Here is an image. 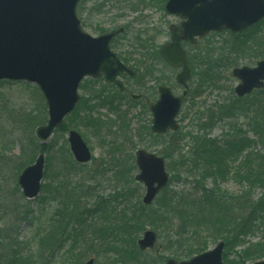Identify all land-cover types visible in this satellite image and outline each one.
I'll return each instance as SVG.
<instances>
[{
	"label": "rangeland",
	"instance_id": "374dc122",
	"mask_svg": "<svg viewBox=\"0 0 264 264\" xmlns=\"http://www.w3.org/2000/svg\"><path fill=\"white\" fill-rule=\"evenodd\" d=\"M166 1L82 0L77 10L84 29L93 36L108 32L116 27H124V31L113 41L112 48L126 58L125 62L128 65L137 71L141 69V71L139 70L141 74H138L133 82L129 80L126 82L132 85L134 93L144 91L152 100L158 98L157 89L162 83L170 84L177 95L182 92V88L175 80L178 70L172 69L158 58L160 46L170 39V24L179 23L176 16L165 12ZM184 47L188 51L189 63L194 76L189 82L190 92L185 98L178 116L179 130L169 132L159 138L147 134V130H150L152 124V115L145 101L135 102L130 99L128 94L120 95L115 92L111 85L105 81L96 82L94 81L96 79L86 78L79 88V94L83 99L81 108L77 109L76 107L63 120L62 127L60 126L61 128L59 127L55 131L53 136L45 142V145L55 144L63 148H66L67 145L69 148L68 132L71 129H76L91 148L94 158L101 160V166L94 170V162L76 165L74 162L71 163V159L67 156V163L59 165L60 169H58L57 160L51 159L48 162V152H45L46 167L43 187L39 196L31 200L24 197L19 185L17 187L20 174L17 165L24 152L22 153L20 141L15 142V140L22 136L24 125L6 116L10 111H14V116L17 113H28L29 109L34 107L38 97L31 90L25 89L23 84L37 85L25 81L8 80L10 83H2L4 80L0 81V192H2L0 194V232L11 234L19 228L17 233L20 234L19 239L24 241L22 250L26 252L25 255L35 245L34 233L38 225L42 223L46 228H49L51 218L56 217L57 220H60V215L55 211V208L57 206L59 208L61 205V196L54 198L51 192L53 188L64 183L73 185L72 189L77 192L78 188L82 187L83 189H80L78 194L80 199L87 202L92 204L97 203L98 200L101 203L110 202L111 215L114 214L112 213L113 206H116L113 211L115 213H119L120 210H126L129 214L130 211H141L144 228L138 239L142 237L146 229L155 230L159 238L158 248L151 254L154 256L159 254L160 261L163 258L161 262H152L151 264H165L168 258L182 260L184 258L174 255L178 253L177 250L183 251V248L179 247L175 240L174 234L180 229V220L175 215L176 213L174 216L170 215L173 212L172 207L175 205L182 214H190L194 207L199 217L204 218H208L210 212V207L202 209L198 206V198L202 196V191L198 188L199 183H197L200 177L178 171V161L182 159L180 156H192L193 138L208 134L210 139L218 141L228 133L235 134L234 129L236 128L237 133L254 141L251 144L252 149L264 158V137L261 138L255 131L259 130L257 122L264 120V89L244 97L239 103L242 113L238 114L236 119L229 117L218 119L214 124V117L218 116L222 105L231 104L233 98L236 97L235 87L239 80L234 77L233 69L245 65L254 66L259 59L264 57V20L243 35L235 36L230 31L212 32L200 39L198 44L189 45L186 43ZM38 90L40 91L39 88ZM98 96L108 97V99L101 101L97 99ZM250 102L255 104L250 105ZM17 104H22L20 106L22 108H17L19 107ZM87 107L92 108L91 117H88V110L85 112ZM246 108H250V111H247ZM37 115L42 117L38 111ZM86 118L89 119L86 120ZM36 129L34 134L37 143L41 144L36 135ZM140 148L163 156L170 175L168 186L158 194L150 206H144L142 203L146 192L145 186L134 179L138 173L135 152ZM224 150L218 148L216 151L220 165L227 162L236 165L230 167L228 175L222 172L220 177H217L220 182L218 192L228 195L231 203L237 207L239 204L242 214L246 217L248 205L245 201L256 199L258 201L264 198V184L259 186L261 178L258 179L255 188L246 184L249 169L253 168L251 164H260V160L255 154L248 161L246 160L247 155L251 152V150L248 151L246 145L238 153H235L234 150L230 152L231 150L225 147ZM254 173L258 176L264 175L258 169ZM128 177H132V180H128ZM94 184H100L101 188L97 195L90 196L86 190ZM206 185L211 188L213 179L208 178ZM12 204L17 207L13 213L9 209L11 206L13 207ZM152 210L154 211L153 216ZM165 210L168 212L162 214ZM108 214L109 212H107ZM18 215L21 217L28 215L30 219L13 224ZM36 215L37 223H33ZM148 216H151L152 219L150 223ZM97 219L96 229L100 231L101 228L98 225L103 221L100 216ZM109 223L110 221H108ZM263 224L262 220L255 219V228L251 226L253 230L251 231L250 228L249 232L242 237L245 238L244 243L239 242L235 246H225L224 264H250L264 259L262 256L241 260L237 256L238 253L252 246L255 249L264 247ZM96 238L99 239L100 236L97 235ZM219 241V237L210 239L207 249L213 248ZM5 245L6 240L1 241L0 260L6 254ZM90 247L95 248V246ZM151 254L148 256L150 257ZM58 255H64V253L60 252ZM91 257L95 258L94 264H105L108 260L105 250L101 249L96 252L88 250L83 259L78 261V264H85ZM60 259L59 257L57 260L60 261ZM65 260L67 264L75 262L70 256Z\"/></svg>",
	"mask_w": 264,
	"mask_h": 264
},
{
	"label": "water",
	"instance_id": "95a60500",
	"mask_svg": "<svg viewBox=\"0 0 264 264\" xmlns=\"http://www.w3.org/2000/svg\"><path fill=\"white\" fill-rule=\"evenodd\" d=\"M80 0H0V80L26 81L37 84L48 105V121L37 128V136L46 141L71 113L80 99L79 86L85 77H104L121 91L126 87L122 78L135 76L110 47L111 40L123 28L94 37L84 31L77 16ZM166 11L180 16V24L170 26L171 41L163 44L160 53L173 67H181L177 81L188 91L191 70L183 40L197 42L210 31L225 29L239 33L264 18V0H168ZM233 75L240 79L235 92L250 94L264 87V58L255 67H236ZM159 99L150 104L153 113L151 130L165 134L179 128L177 116L183 96H176L167 86L159 87ZM135 99L141 95H134ZM70 149L79 163L92 159V152L81 134L69 132ZM139 173L135 179L146 187L143 203L150 205L169 181L165 160L155 153L136 152ZM45 154L38 155L19 176V185L28 199L36 198L44 177ZM157 234L148 229L138 240L142 250L153 248ZM225 243L191 259L170 258L165 264H223ZM86 264H94L90 259ZM252 264H264V260Z\"/></svg>",
	"mask_w": 264,
	"mask_h": 264
},
{
	"label": "trees",
	"instance_id": "16d2710c",
	"mask_svg": "<svg viewBox=\"0 0 264 264\" xmlns=\"http://www.w3.org/2000/svg\"><path fill=\"white\" fill-rule=\"evenodd\" d=\"M248 31H250V29ZM244 33L240 35H243ZM158 58L163 62V59L159 54ZM122 59H125L126 61L125 57ZM139 70L141 71V69ZM139 70L138 74H141ZM94 81L101 82L103 80L98 79ZM4 82L10 83L8 80L2 81V83ZM23 86L25 89L31 90L33 94L35 93L38 98L36 103H34V107L29 109L30 111L28 113H17L16 116H14V111L7 112L8 116L6 117L24 125L22 136L15 140V142H18V140L20 141L19 144L22 153L24 152L21 161L18 162V170L21 171L24 167L31 164L40 152H48V162L51 159L53 161L57 160L56 165L58 164V169H60L59 165H65V163H67V156L71 159V163L74 162L76 165H79L73 160L72 154L67 145L66 148H63L58 145L57 147L55 144L45 145L37 143V138L34 134L35 128L46 122L47 106L44 97L38 90L37 86H30L29 84H23ZM111 87L115 92L122 95L116 88L113 86ZM97 99L105 101L108 97L102 98V96H98ZM243 99L244 98L234 97L231 104L222 105L218 116L214 117V124L218 119L227 117L236 119L237 115L242 113V107H240L239 103ZM82 100L83 99H81L80 103L77 105V109L78 107L81 108ZM252 104L255 103L250 102V105ZM21 105L22 104H17V106H19L17 108H22L20 107ZM87 110L89 112L88 117H91L90 114L92 108L87 107L85 112ZM246 110L250 111V108H246ZM37 111L40 112L42 117L37 115ZM88 119L89 118H86V120ZM254 124H252L253 127ZM257 126L259 127V130H254L261 138H263L264 120L257 122ZM234 132L235 134L230 135L228 133L221 138L222 140L218 141L217 139H210L208 134L194 137L192 142V156H180L182 159L178 161V171L180 170L185 174H190V176L200 177V181L198 180L197 183H199L198 188L202 191V196L198 198V206L202 209L210 207V212L209 217L204 218L201 216L199 217L197 210L195 211L194 207L190 214H182L180 209H177L175 205L172 207L171 210H173V212L170 215L174 216L176 213L175 215L180 220V229L174 234L175 240L178 242L179 247L183 248V251H176L178 253H175L174 255L177 257L186 259L205 251L209 240L217 237L223 239L227 246H235L239 242L244 243L245 238L242 237L249 232L250 228L251 231L253 230L251 226L255 228V219L264 222V198L258 201L257 199L254 201L246 200L245 202H247L248 211L245 217V215L242 214V209L239 204L237 207L234 203H231L229 197H227L228 195H225L220 191L218 192L220 182L217 180V177H220V173L222 172L228 175L230 167L236 165H232L229 162L220 165L221 163L218 161L216 154L218 148L225 151V147L231 150L230 152H233L234 150L235 153H238L242 151L245 145L248 146V151L250 152L251 150V152H248L249 154L247 155L246 160L248 161V159L255 154L258 155L260 164H251L253 168L249 169L246 177V179H248L246 184L251 188H255L258 179L260 178L259 186L264 184V175L260 174L258 176L254 173L256 169L264 173V158L259 156V154H256L252 149L251 144L254 142L252 139L237 133L236 128L234 129ZM147 134L158 138L164 136L153 134L149 129L147 130ZM5 144L10 146L8 143ZM100 166L101 163L98 167H94V170L99 169ZM208 178L213 179V186L211 188L206 185ZM128 180H132V177H128ZM72 186L73 185L71 184L67 185L61 183L59 187L53 188L51 193L54 198L61 196V205H59V208L58 206L55 208V211L60 215V220H57L56 217L51 218V220H49V228H46L42 223L38 225L34 233L36 240L35 245H33V249L30 250V252H27L26 255V252L22 250L24 241L19 239L20 234L17 233L19 228L15 229V233L11 234H3L0 232V243L1 241L6 240V254L3 259L0 260V264H67L65 258L69 256L74 259V264H78V261L83 259L86 251L91 250L96 252L101 249L105 250L108 254V260H106L105 264H151L152 262L159 263L162 261L163 258L161 261L159 260V254L155 256L151 254L153 250L141 251L137 246L136 242L138 236L144 228V223L142 221L143 213L141 211L137 212L134 210L132 212L130 211L129 214L126 210H120L119 213H115L113 211L116 206H113L112 213L114 214L111 215L109 208L110 202L105 201L101 203L99 200L95 204L87 202L80 199L81 197L78 194L80 189L83 188L79 187L77 192V190L72 189ZM100 188V184H94L89 186L86 191L90 196H95L98 194ZM1 193L2 192H0V194ZM14 203L16 204V202ZM15 208L17 207H14L13 205V207L11 206L9 209L13 213ZM107 212H109L108 215ZM151 212L153 216L154 211L152 210ZM166 212L168 211L165 210L162 214ZM98 216H100V219L103 221L102 224L98 225V227L101 228L100 231L96 229ZM148 217V222H152L151 216ZM29 219L30 217L28 215L23 217L18 215V217L14 219L13 224L22 223V221H28ZM38 221L41 222V220ZM108 221H110L109 224ZM33 223H37V215ZM111 223H113V225H111ZM170 224H172V222H170ZM42 225L43 227H41ZM97 235L100 236L99 239L96 238ZM90 246H95V248ZM157 248L154 250H157ZM60 252H63L64 255H58ZM149 254H151L150 257L148 256ZM237 256H239L241 260L244 258H260L264 256V247H258L255 249L252 246L245 251H241ZM59 257L61 258L60 261L57 260ZM225 257L224 259H226Z\"/></svg>",
	"mask_w": 264,
	"mask_h": 264
},
{
	"label": "flooded vegetation",
	"instance_id": "af4514ba",
	"mask_svg": "<svg viewBox=\"0 0 264 264\" xmlns=\"http://www.w3.org/2000/svg\"><path fill=\"white\" fill-rule=\"evenodd\" d=\"M178 19H179V18H178ZM180 21H181V20L179 19V22H180ZM202 39H203V38H202ZM199 41H200V40H199ZM199 41H198V43H199ZM186 43H188L189 45H194V44H191V43H189V42H184V43H183V46H184ZM198 43H197V44H198ZM175 70H178V71H179L180 68H175ZM175 76H176V75H175ZM128 80L131 82L130 79H128ZM180 87L182 88V92H183L184 88H183L182 86H180ZM128 92H129V91H128ZM182 92H181V93H182ZM129 93H130V92H129Z\"/></svg>",
	"mask_w": 264,
	"mask_h": 264
}]
</instances>
